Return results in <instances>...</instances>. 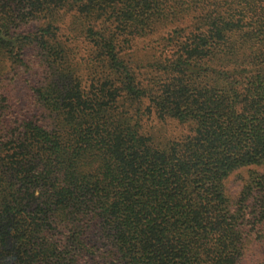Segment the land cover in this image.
Here are the masks:
<instances>
[{
  "label": "trees",
  "instance_id": "trees-1",
  "mask_svg": "<svg viewBox=\"0 0 264 264\" xmlns=\"http://www.w3.org/2000/svg\"><path fill=\"white\" fill-rule=\"evenodd\" d=\"M169 23L177 51L138 68L131 37ZM30 47L47 116L18 123L0 90V264H241L264 242V0H0V76Z\"/></svg>",
  "mask_w": 264,
  "mask_h": 264
},
{
  "label": "rangeland",
  "instance_id": "rangeland-1",
  "mask_svg": "<svg viewBox=\"0 0 264 264\" xmlns=\"http://www.w3.org/2000/svg\"><path fill=\"white\" fill-rule=\"evenodd\" d=\"M190 20L191 17L185 19V26L190 23ZM66 21L69 22L68 16L64 22L65 24H67ZM65 24L62 25V32L68 35L69 31L66 29ZM173 29V24L169 23L149 35L136 38L130 36L131 43H127H130L127 50L128 56L130 55L136 61V64H134L138 68L150 64L149 62L154 61L155 57H159L161 54L172 56L177 51V47L168 45L169 41H166L164 37L169 36ZM65 38L63 37L64 40ZM71 46L74 50L76 63H79L84 68V77L90 78L91 73L94 71V66L98 64L94 61L95 48L82 36H79L78 39L75 38ZM38 52L34 47L28 48L26 57L29 59L24 60V63L17 62L14 64L12 60L8 59L4 61V72L0 76V90L6 105L13 113L12 117L18 123L31 119H44L46 121L47 112L43 111L37 104L36 96V89L43 84L46 75L44 67H41L38 63ZM39 122L41 123V121ZM153 123L156 124L158 130H162L168 135L177 136L189 132V127L178 125L175 122L166 124L155 120ZM255 168L262 169L261 167ZM247 174L246 168L231 174L227 182L229 191L236 194L241 188L242 177H246ZM241 264H264V242L252 245L247 258Z\"/></svg>",
  "mask_w": 264,
  "mask_h": 264
}]
</instances>
